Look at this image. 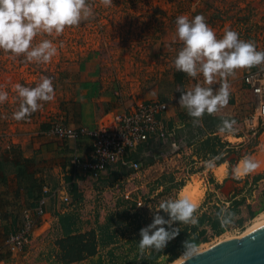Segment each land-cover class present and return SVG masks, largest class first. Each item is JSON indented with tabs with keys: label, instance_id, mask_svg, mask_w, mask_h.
<instances>
[{
	"label": "rangeland",
	"instance_id": "rangeland-1",
	"mask_svg": "<svg viewBox=\"0 0 264 264\" xmlns=\"http://www.w3.org/2000/svg\"><path fill=\"white\" fill-rule=\"evenodd\" d=\"M88 2L94 13L90 19L66 28L59 37L45 34L34 39V44L44 38L57 44L58 53L50 63H23L22 56L0 50V90L9 93L8 100L0 104V243L22 225L23 211L34 208L43 185L64 187L70 198L69 204L50 198L30 243L20 252L5 254L3 264H61L58 242L89 231L97 235V254L71 264H175L187 240L204 250L221 240L238 238L264 213V167L239 178L233 173L244 156L256 161L264 152V121L256 137H251L245 124L255 113L256 100L243 80L247 72L264 66L237 70L230 78L228 106L218 114H205L194 126L178 105L175 77L181 76L180 86L185 90L194 81L173 66L182 46L173 37L178 16L203 15L218 37L230 28L241 39L253 41L257 50H264V0H113L110 7L100 0ZM61 42L63 47H59ZM41 76L53 80L55 98L41 102L43 107L26 120L11 119L18 108L14 85L34 87ZM148 100L168 104L164 115L168 132L161 143L138 151L142 169L132 180L126 176L130 171L120 166L92 178L75 172L72 163L61 176L53 167L60 156L42 153L45 144L53 148L64 141L47 134L50 124L88 122L80 114L84 102L96 110L95 124L105 113L129 110ZM221 116L235 121L234 134L218 132ZM174 140L185 144L180 153L173 152ZM217 157L213 167L206 166V161ZM193 181L199 185L196 202H192L198 223L177 222L173 227L180 232L163 250L141 253L140 229L153 221L149 207L181 194ZM126 191H131L132 199L141 196L143 207L132 209L133 202L123 198ZM124 209L132 210L131 221L119 229L110 227L109 221ZM221 209L234 214V226L221 227L217 218ZM130 240L136 241L130 244Z\"/></svg>",
	"mask_w": 264,
	"mask_h": 264
},
{
	"label": "clouds",
	"instance_id": "clouds-1",
	"mask_svg": "<svg viewBox=\"0 0 264 264\" xmlns=\"http://www.w3.org/2000/svg\"><path fill=\"white\" fill-rule=\"evenodd\" d=\"M113 0H100L104 7H110ZM94 15L93 5L88 0H0V50L13 57H23V63L48 64L58 53V46L52 39L44 38L39 43L37 36H61L68 27L79 26ZM174 42L182 46L176 52L173 66L186 74L194 83L185 90L177 86L180 94L178 105L192 118L193 125H199L205 114L215 115L229 104L231 95L230 78L237 70L264 66V50H257L253 41L240 38L238 32L225 28L221 37L209 26L203 15L189 19L180 15L175 20ZM59 47H63L61 42ZM218 85V87H216ZM18 98V108L11 119L23 121L39 111L43 104L55 98L53 80L41 76L34 87L14 85ZM9 93L0 90V104L8 100ZM217 126L220 134H234L235 121L220 117ZM58 131H62L58 129ZM215 159L206 161L207 167L214 166ZM259 163L252 156H244L233 168L234 178L254 172ZM153 221L139 232V250H163L174 240L181 224L198 223L194 215L196 206L181 194L161 199L155 207H149ZM167 215L165 219L160 213ZM218 220L222 228L234 226V214L221 209ZM167 225V228L165 227ZM197 244L187 240L179 259L192 260L198 254Z\"/></svg>",
	"mask_w": 264,
	"mask_h": 264
},
{
	"label": "built area",
	"instance_id": "built-area-1",
	"mask_svg": "<svg viewBox=\"0 0 264 264\" xmlns=\"http://www.w3.org/2000/svg\"><path fill=\"white\" fill-rule=\"evenodd\" d=\"M243 80L256 100L254 115L245 120L251 137H256L261 129L259 124L264 121V69L247 72ZM167 110L168 104L165 102L142 101L129 110L103 114L92 127L52 123L47 134L64 141L84 139L89 143L91 153L88 159L82 161L75 156L71 160L75 172L81 171L89 177L97 178L120 166L130 171L126 176L132 180L142 169L140 159L135 157L138 151L166 139L168 131L164 115ZM172 147L173 152L180 153L185 144L181 140H174ZM50 198L62 204H69L70 199L64 187L49 189L42 186L41 195L34 208L23 211L22 225L10 233L0 245V264L4 263L5 254L20 252L30 243L38 221L45 215ZM123 198L125 201L133 202L136 209L143 207L142 197L132 199L131 191H126Z\"/></svg>",
	"mask_w": 264,
	"mask_h": 264
},
{
	"label": "water",
	"instance_id": "water-1",
	"mask_svg": "<svg viewBox=\"0 0 264 264\" xmlns=\"http://www.w3.org/2000/svg\"><path fill=\"white\" fill-rule=\"evenodd\" d=\"M177 264H185L182 260ZM186 264H264V223L199 251Z\"/></svg>",
	"mask_w": 264,
	"mask_h": 264
},
{
	"label": "trees",
	"instance_id": "trees-1",
	"mask_svg": "<svg viewBox=\"0 0 264 264\" xmlns=\"http://www.w3.org/2000/svg\"><path fill=\"white\" fill-rule=\"evenodd\" d=\"M175 81L180 86L181 76L177 75L175 77ZM260 131H262V129H260ZM135 157L139 158L138 155H136ZM223 162L224 161L222 160L218 164L220 165ZM229 173H230V170H229ZM260 176L261 174L257 175V177H260ZM132 209H135L134 203L132 204ZM131 211L132 210L124 209L123 211L118 212L116 216V220L109 221V226L114 227L115 229H119V227L121 226L123 222H126V221L130 222L131 221L130 217L132 215ZM136 217H139V214H137ZM133 222H136V220H134ZM2 230H3L2 234L3 235L6 234L7 232L6 227H3ZM135 241L136 240H130L129 243L132 244ZM2 243L3 242H1L0 245ZM58 245L61 251L59 258H58V262L61 264H71V263L79 262L89 257L95 256L97 254L98 239L94 231H89L86 233L71 235L66 238H63L58 242Z\"/></svg>",
	"mask_w": 264,
	"mask_h": 264
},
{
	"label": "crops",
	"instance_id": "crops-1",
	"mask_svg": "<svg viewBox=\"0 0 264 264\" xmlns=\"http://www.w3.org/2000/svg\"><path fill=\"white\" fill-rule=\"evenodd\" d=\"M80 114L82 116L83 122H84L83 119L88 120V122L86 124H84V123L81 124L82 126H86V127H92L94 125L93 118L98 115L96 110L93 109L92 104L90 102H84L83 103ZM71 125H73V124H71ZM48 128H49V126H48ZM48 128H47V131H48ZM49 148L50 147H48L45 144L42 147V153H45V151H50L51 153H56L60 156V157H58L60 159H58L56 162L54 161L53 167H55V170H57V172L61 173V176H63L64 172H66V170H68L70 168L71 157H73V155H76L77 157H79L83 161V160L88 159L90 156V153H91L90 145L84 139H80L78 141H71V140H66V141H62V142L60 141V142H58V144L55 147L50 148V149ZM256 161L260 165L258 168L264 167V152L262 153V156L259 154ZM16 168L18 170L20 168V166L17 165ZM220 168H219V170H220ZM77 172L85 175V173H83L81 171H77ZM43 178H46V177H43ZM43 186H46V185H43ZM185 187L181 190V193L184 191Z\"/></svg>",
	"mask_w": 264,
	"mask_h": 264
},
{
	"label": "bare ground",
	"instance_id": "bare-ground-1",
	"mask_svg": "<svg viewBox=\"0 0 264 264\" xmlns=\"http://www.w3.org/2000/svg\"><path fill=\"white\" fill-rule=\"evenodd\" d=\"M262 160V159H261ZM260 160V161H261ZM220 175V174H219ZM198 183L196 181H193V182H190V184H188L184 191L181 193V195H183L184 197H186L187 199H190L189 201L190 202H196L195 199H194V196L196 195V193L198 192ZM200 193V192H199ZM193 203V204H194ZM264 223V213L261 214L258 218H256L255 222H254V226L252 228H250L249 230L261 225ZM247 230V231H249ZM246 231V232H247ZM227 239H231V238H227ZM227 239H224V240H227ZM224 240H221L224 241ZM203 249L199 250V251H202ZM198 251V252H199ZM182 261V259H179L175 264H177L178 262Z\"/></svg>",
	"mask_w": 264,
	"mask_h": 264
}]
</instances>
